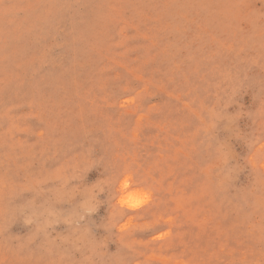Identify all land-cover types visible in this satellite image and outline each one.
Here are the masks:
<instances>
[{"label":"rangeland","instance_id":"374dc122","mask_svg":"<svg viewBox=\"0 0 264 264\" xmlns=\"http://www.w3.org/2000/svg\"><path fill=\"white\" fill-rule=\"evenodd\" d=\"M0 264H264V0H0Z\"/></svg>","mask_w":264,"mask_h":264}]
</instances>
